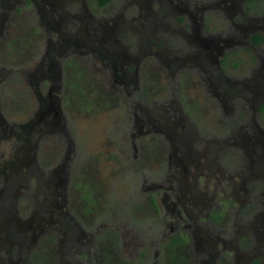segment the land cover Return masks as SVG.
<instances>
[{
    "label": "flooded vegetation",
    "instance_id": "1",
    "mask_svg": "<svg viewBox=\"0 0 264 264\" xmlns=\"http://www.w3.org/2000/svg\"><path fill=\"white\" fill-rule=\"evenodd\" d=\"M58 1L0 0V49L14 33V13L24 10L29 16H34L32 12L39 14L34 26L35 34L46 45L34 67L27 71L19 69L22 78L34 85L39 106L26 122L14 124L10 130L18 144L0 165V264H46L47 260L42 257L43 235L52 228L49 225L53 220L52 213L57 214L55 223L66 229V232H61L62 243L67 235L71 239L80 234L85 236L80 232L78 215L68 204L65 194H61L62 203H48L47 200V204L37 203L26 220L14 216L20 208L12 204L16 195L12 193L13 186L17 181L27 183L26 175H37L45 182L46 197L53 195L51 185L56 189L63 185L61 179L55 183L45 177L48 171L40 166L35 156L25 160L35 148L30 144L31 132L39 129L42 122L46 127L53 122V119L51 123L48 121L56 96L53 91L67 82L78 93L75 86L79 81V71L86 68L102 75L103 81L110 84L111 93L118 97L113 98L118 100L121 95L136 97L139 92L132 94V91L139 87L141 80L147 82L149 76L143 70L150 64L174 82H179L190 71L197 73L208 94L222 104L225 114L230 115L236 109L240 116H245L248 110L252 114L248 125L242 127L250 134L237 132L233 136L236 147L230 153L220 152L224 141L222 136H200L204 144L202 155L205 162L202 164L205 165L204 172L200 171V174L207 180L205 194L214 173L217 174L214 197L221 193L228 197V188H232V193L247 191L244 185L250 184L248 194L238 193L242 222L238 220L239 224H234V231L227 225L211 227L209 224L221 219L218 210H212L205 217L208 222L202 228L194 220L190 221L192 216L178 204L179 201L168 202L166 207L171 212L176 211L177 217L184 220L171 223L175 235L169 243L178 241L173 249L179 244L186 245L182 252L187 256L169 264H264V214L261 212V208L264 210V193L261 192L264 185L260 184L264 177L256 172L258 166L264 165V128L261 127L264 123V0H119L118 3L117 0H109L104 5L100 0ZM215 20L213 27L211 23ZM49 32L57 33V38H50ZM142 65L146 67L141 68ZM246 65L249 72L244 75L241 70ZM229 68L237 71L236 74H230ZM4 69L0 67V74ZM43 87H47L46 94ZM59 118L57 114L56 121ZM0 123H6L1 113ZM136 123L139 128V117ZM143 125L147 126L146 123ZM176 138L181 137L177 134L174 140ZM212 148H216L214 154ZM221 154L225 162H221ZM67 159L68 150L59 158L56 168L51 170L50 179L65 171ZM191 160L196 161V158ZM19 174L22 177L18 178ZM163 183L150 188L164 192L166 199L174 188L171 179L168 185ZM193 185L191 182L184 184L186 193L192 191ZM250 192H256V196L263 198L259 199L258 205L254 201L247 203L245 197L250 196ZM241 193L243 198H239ZM58 195L57 192L56 198ZM36 213H40V223L32 219ZM131 233L127 230L126 234L130 244H136L132 248L134 261L130 262L135 264V261L139 262V253H136L139 238ZM126 234H121L122 240ZM70 252L73 251H66L67 254ZM157 253L153 258L155 263L161 264ZM73 256L64 264L73 262Z\"/></svg>",
    "mask_w": 264,
    "mask_h": 264
},
{
    "label": "rangeland",
    "instance_id": "2",
    "mask_svg": "<svg viewBox=\"0 0 264 264\" xmlns=\"http://www.w3.org/2000/svg\"><path fill=\"white\" fill-rule=\"evenodd\" d=\"M25 11L14 13V33L0 49V67L5 68L0 74V113L6 121L0 123V165L18 144V139L10 130L15 127L14 124L26 122L39 106L34 85L22 78L19 69L27 71L34 67L46 45L35 34L34 26L39 14L32 12L34 16H29ZM216 22L211 23L213 27ZM51 33L49 37L55 40L57 33ZM150 65L149 68L141 67H146L143 72L149 78L147 82L141 80L139 87L132 91V94L139 92L138 95L132 98L121 95L118 100L102 75L84 68L85 91L78 95L67 82L55 89L53 110L48 116V121L51 123L53 119V122L49 127L42 122L39 129L31 132V138L28 136L35 148L25 160L35 156L40 166L48 171L45 177L55 183L61 179L63 185L57 189L51 185L53 195L46 197L45 182L37 175H26L27 183L17 181L13 186L12 193L16 195L12 204L20 210L15 211V218L26 220L35 205L45 204L46 200L48 203H62L61 194H65L68 204L78 215L80 232L85 234L73 239L67 235L62 243V233L66 229L55 223L57 214L52 213L53 220L49 224L52 228L43 235L42 257L47 260L46 264L51 261L64 264L73 255L74 260L69 264H131L134 261L132 248L136 244H130L127 230L139 238L136 252L139 253V262L135 261V264H157L153 258L157 252L161 264L187 258L186 252H182L186 245L179 244L173 249L169 243L175 235L171 223L184 221L177 217L176 211L171 212L166 207L171 201H179L178 204L183 205L192 216L190 221L194 220L202 228L208 222L205 217L212 210H218L221 219L212 221L213 224H209L211 227L227 225L234 231V224L241 221L238 193L248 194L250 184L244 185L247 191L239 190L236 194L228 188V197L224 193L214 197L213 189L217 182V174L214 173L209 191L205 194L207 180L200 174V171L204 172L205 165L202 164L205 162L202 155L204 144L200 136H222L224 141L220 152L230 153L236 147L233 136L237 132L250 134L249 130L242 128L251 120L250 110L245 116H240L237 109L227 115L219 100L208 94L197 73L190 71L179 82H174ZM241 71L247 75L248 66ZM236 72L230 69V74L235 75ZM42 90L46 94L47 87ZM57 114L60 118L56 121ZM261 127L264 128V123ZM177 134L181 138L174 140ZM67 150L65 171L50 179L51 170L56 168L59 158ZM215 151L216 148H212V154ZM223 154L220 155L221 162H225ZM191 158H196V161ZM256 172L264 177V165L258 166ZM20 174L18 178L22 177ZM170 179L174 190L166 199L164 192L150 188L163 182L168 185ZM186 182L194 184L189 193L184 190ZM260 184L263 186L264 180H260ZM57 192L59 195L56 198ZM242 193L239 198H243ZM249 195L245 197L247 203L254 201L258 205L259 199H263L256 196V192ZM171 207L177 209L176 206ZM179 207L182 209V206ZM261 212L264 214L262 208ZM39 218L40 213L32 216L37 223H40ZM120 233L126 234L124 240ZM188 247L192 249V245ZM66 251L73 252L67 254ZM170 254L174 256L170 257Z\"/></svg>",
    "mask_w": 264,
    "mask_h": 264
},
{
    "label": "trees",
    "instance_id": "3",
    "mask_svg": "<svg viewBox=\"0 0 264 264\" xmlns=\"http://www.w3.org/2000/svg\"><path fill=\"white\" fill-rule=\"evenodd\" d=\"M109 0H100V4L104 5L108 2ZM85 85H84V81H83V69L81 68L80 71H79V81H78V84L77 86H75V88H78V93H83L85 91ZM178 241H174V242H171V247L174 245V244H177ZM172 264V263H171Z\"/></svg>",
    "mask_w": 264,
    "mask_h": 264
}]
</instances>
